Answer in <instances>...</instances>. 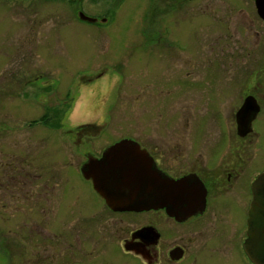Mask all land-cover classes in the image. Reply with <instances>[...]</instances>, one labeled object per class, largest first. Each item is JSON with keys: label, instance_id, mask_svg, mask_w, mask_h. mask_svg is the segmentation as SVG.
I'll use <instances>...</instances> for the list:
<instances>
[{"label": "flooded vegetation", "instance_id": "1", "mask_svg": "<svg viewBox=\"0 0 264 264\" xmlns=\"http://www.w3.org/2000/svg\"><path fill=\"white\" fill-rule=\"evenodd\" d=\"M60 1L13 0L17 26L0 53L1 115L8 119L13 107L32 132L0 148L1 221L15 225L9 234L2 230L9 258L16 264H254L245 243L253 188L264 174V0H62L67 16L47 8ZM70 17L101 30L109 25L113 33L138 17L133 32L142 42L130 57L144 59L133 66L132 59L95 62L68 85L80 67L67 69V43L60 39L65 64L58 75L52 67L54 28ZM205 90L212 104H205ZM123 111L134 122L145 114L155 123L145 125L144 136L109 135L94 151L87 135L112 127L108 116ZM49 116L55 126H47ZM219 124L224 140L199 134ZM11 126L3 122L1 136ZM48 140L51 153L67 161L64 184L42 165L48 151H40L41 143ZM17 147L21 153L10 150ZM110 150L116 156L105 159ZM124 153L175 197L143 211L110 206L104 195L132 183L120 171ZM231 244L237 251L230 253Z\"/></svg>", "mask_w": 264, "mask_h": 264}, {"label": "rangeland", "instance_id": "2", "mask_svg": "<svg viewBox=\"0 0 264 264\" xmlns=\"http://www.w3.org/2000/svg\"><path fill=\"white\" fill-rule=\"evenodd\" d=\"M12 2L13 0H0V53L1 54L6 49L4 44H7V42H10V39L9 40L5 39V35H10L13 32V30H15L14 26L15 25L17 26V23H15V21L11 19L12 13L14 12V9L11 7ZM51 6L53 5L47 6V8L50 7L49 8L50 11L52 10V11H55V13H60L62 15L67 16V5L65 1L61 0L59 3L57 2L56 7H51ZM44 7L46 8V6ZM40 17L42 18L44 17V15L41 14ZM42 20H45V18H43ZM169 25L173 29V31L176 32V25L174 24V22L173 23L170 22ZM140 26L141 25L138 20V17L131 18V19L126 18L123 21L121 31L118 33H113L110 30L109 25L104 27L105 30H101V29H98L96 25H88L84 23L81 24L77 19H74L73 17L67 18L66 21L65 20L61 21L59 27L54 28L55 47L53 50H54L55 59L57 61L55 63V67H52V68H55L56 70L55 74L58 75L57 73L59 71L58 66H61V69H62V67L65 64V58H64L65 54H63L64 51H63L62 42L67 43V64H65L67 65V69L73 70L75 68L80 67L76 69L75 74H73L69 78V82H67L69 83L68 85L70 84L75 85L76 82L78 81L79 73L76 74V71L83 70L85 69L83 68L84 66H91L95 62L100 63L101 61L105 62L107 60H113V59L114 60L132 59L130 62V65L133 66L135 60L144 59V55H140V57H136V54H133V56L130 57V49L132 48V46L137 43L142 42V39L139 40V38L142 36H137V33L133 32V31H138V28H140ZM66 32H67V35H65V37H67V40H65L64 38V34ZM57 33L61 38L57 35ZM171 35L170 37L173 39ZM175 37L176 36H174V38ZM199 38L200 40L202 39L201 33L198 36V40ZM59 39L62 42H60ZM51 42H53V39ZM59 60L63 62L60 63L58 62ZM0 61H1V58H0ZM42 68L43 67H41V69ZM88 70L91 71V69L89 68L87 69V71ZM222 72H223L222 67L221 68L215 67V75L217 77L222 76ZM88 73L91 74L92 72H88ZM60 74L64 76L66 72L65 73L62 72ZM134 75H141V74L138 72H135ZM67 76H69V73H67ZM154 76H157V75H155L152 71H150V77H154ZM121 88H122L121 90L127 91V85H122ZM204 96H205V104L206 105L212 104V102H210V99L213 98L212 93H210V91L208 90H205ZM13 100H15V98L9 97L8 103L11 104L12 102H14ZM227 102H229V100ZM14 111L15 110L13 109V107L9 106L8 119L7 118L4 119L1 115V110H0V126L5 121L8 123V125H12L10 130L3 132L2 136L0 133V148L1 149H4L3 145L7 146L9 141L10 142H12L13 140L19 141L21 139L20 134L26 133L32 136V132L27 129H24L21 125L23 124V121L26 119L24 118L20 119V117H17L20 115L15 116ZM15 117H17L18 119L15 120ZM107 120L110 122L113 120L112 127L110 126L106 130L104 126L97 132L90 134L89 137L87 135L86 140H90V141L93 140L94 144H96V146L94 145V147H92L94 151L95 149L98 150V147H99L98 145L107 143L106 139L109 138V135H114L113 136L114 139H119L121 137L133 135L134 130H136L135 135L142 134L144 136L145 128H147L145 127V125L149 123L154 125L155 123L154 117L146 118L145 114L144 115L142 114L140 116V120L138 122H134L131 119L128 112H124V111L118 115L112 114L108 116ZM212 121H214L213 117L209 118L203 123L210 124ZM218 121H219V118L218 116H216V119L214 122H218ZM195 122H196V119L193 122V125L195 124ZM56 123L57 122L53 116H49L47 118V121H46L47 126H51V125L55 126ZM117 126H118V132L114 131L115 129H117ZM41 127H45V126H41ZM209 129L212 130L213 132H208V131L203 132L204 128H199V134L203 133L206 136L205 139L208 138L209 133L214 134V136H218V137L221 136L220 140H224L226 138V133L224 132V129L222 128L221 124H219L218 126H209ZM40 130L42 129L40 128ZM43 131L52 132V130L48 129L47 127H46V130H43ZM5 133H6L7 139H3V136ZM8 133H10V135ZM41 134L42 133H40V135ZM34 137L39 138V136L37 135H34ZM190 137L192 139V132H190ZM41 145H42L41 147L42 149L40 148L41 152L45 150L44 147H46V150L48 151L46 152L48 155V160L44 162L42 165L45 168H47L49 171H52L53 173L58 174V176L62 179V182H63V179H64L63 176H67V166H64L65 164H67V161L62 160L61 158L56 157L55 154L51 153L52 151H54V148L50 145V140H48L46 145L42 141ZM19 147L14 148L16 149V151L14 149H10V150L14 152L15 154L21 153L22 149L21 148L19 149ZM55 151H58V148H56ZM32 166H34L33 163H32ZM2 216L4 215L0 214V264H16L17 260L13 259V257L9 258L10 255L8 254V252H6L7 244L4 241L5 239L3 238V233H2V230L6 232V233L4 232L5 234L11 233L9 229L15 230V225L13 224L5 225L4 222L1 221ZM20 218L21 216H19V219ZM24 237H26L24 239L28 241V238H27L28 236L26 232H25ZM28 245H30L29 241H28ZM228 248H229L228 250H230V253L232 251H237L236 246L233 244L229 245ZM63 261L64 259H60L57 262V264H61ZM19 262L20 261H18V264Z\"/></svg>", "mask_w": 264, "mask_h": 264}, {"label": "water", "instance_id": "3", "mask_svg": "<svg viewBox=\"0 0 264 264\" xmlns=\"http://www.w3.org/2000/svg\"><path fill=\"white\" fill-rule=\"evenodd\" d=\"M81 18L90 22H95L84 15ZM126 146H121L123 150ZM117 151V150H116ZM115 150H110L105 155V159L113 157ZM110 162V161H109ZM160 178L157 177V180ZM146 186V187H145ZM154 187V193L150 190ZM125 186V192L117 195H105L107 203L120 210L143 211L153 206H158L162 202L161 185L156 186ZM149 194V195H148ZM150 196V199L147 198ZM246 252L255 264H264V174L260 176L253 188V201L249 211L248 219V239L245 243Z\"/></svg>", "mask_w": 264, "mask_h": 264}, {"label": "bare ground", "instance_id": "4", "mask_svg": "<svg viewBox=\"0 0 264 264\" xmlns=\"http://www.w3.org/2000/svg\"><path fill=\"white\" fill-rule=\"evenodd\" d=\"M114 156H116V155H113V157ZM125 156H128V153H124V154L120 155L121 158H119V159L123 160V163H121V164L124 165L122 167L123 170H120V171H121L122 177H124L126 180H129L130 182H132L131 183L132 187H139V186H143V185H147V186L153 187V186H156V185L160 184L161 185L160 193H161L162 198L163 197H167L168 199H170L171 197H175L174 195L171 194V190L162 189L163 181L161 179L157 180L156 177H153V178L152 177H148V178L145 177L143 175V172L145 170L136 169L134 167L135 163L131 162L129 164L128 158H125ZM168 184L170 185L171 182H168ZM128 185H130V184H128ZM122 189H123L122 192L126 191L125 190V186H122ZM150 190L154 193V187L152 189H150ZM119 193H121V192H119ZM119 193H117V194H119ZM117 194H115V195H117ZM104 197H105V195H104ZM147 198L150 199V196H148ZM105 199H106V197H105Z\"/></svg>", "mask_w": 264, "mask_h": 264}]
</instances>
